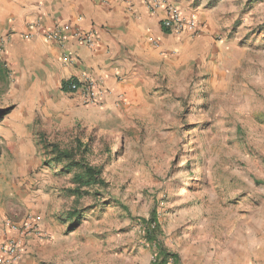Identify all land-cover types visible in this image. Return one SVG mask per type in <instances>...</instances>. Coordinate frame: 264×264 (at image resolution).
<instances>
[{
	"label": "rangeland",
	"instance_id": "374dc122",
	"mask_svg": "<svg viewBox=\"0 0 264 264\" xmlns=\"http://www.w3.org/2000/svg\"><path fill=\"white\" fill-rule=\"evenodd\" d=\"M220 5L207 53L163 63L149 110L105 129L65 119L61 99L28 87L0 16V245L16 237L10 225L35 219L38 235L16 237L22 264H151L157 245L181 264H224L231 224L253 216L264 235V0ZM44 142L88 144L105 184L74 192ZM154 209L157 245L141 222Z\"/></svg>",
	"mask_w": 264,
	"mask_h": 264
},
{
	"label": "crops",
	"instance_id": "0c3cea01",
	"mask_svg": "<svg viewBox=\"0 0 264 264\" xmlns=\"http://www.w3.org/2000/svg\"><path fill=\"white\" fill-rule=\"evenodd\" d=\"M223 1L208 5L200 0H159L160 6L153 11L150 0L109 4L98 0H0V16L7 17L6 32L11 34L6 56L20 75L28 76V87L38 95L52 92L57 102L61 99L57 104H61L62 117L105 129L109 122L149 106L150 95L160 89L163 63L207 53L216 22L224 17L219 13ZM170 7L195 16L198 33L163 30L161 22ZM57 25L69 32L90 33L94 47L71 38L65 47L47 41L43 31ZM31 26L39 30L30 31ZM71 80L93 82L97 102L87 104L80 93L63 92V83ZM230 226L233 230L222 247L223 263L264 264V235L258 219L248 216ZM6 238L8 231L0 229V243Z\"/></svg>",
	"mask_w": 264,
	"mask_h": 264
},
{
	"label": "built area",
	"instance_id": "2783aa9c",
	"mask_svg": "<svg viewBox=\"0 0 264 264\" xmlns=\"http://www.w3.org/2000/svg\"><path fill=\"white\" fill-rule=\"evenodd\" d=\"M98 1L103 4H109L114 0ZM150 1V6H152L153 11L155 8L160 6L159 0ZM161 27L163 30L170 33L187 32L195 35L199 31V24L196 17L193 15L186 16L175 7H170L168 9L167 17L161 22ZM37 30H39V27H30V31ZM43 35L47 41L58 44L61 47H65L70 38L90 48L95 45V40L90 33L82 32L80 30H73L69 32V29L60 25L43 31ZM69 82V94L80 93L87 104H95L97 102L98 93L93 82L88 81L86 83H79L73 80ZM9 228L16 235V237L17 235L23 237L26 235H33V233L37 235L39 234L35 219H29L22 226L12 224ZM16 237L0 245V264H19L21 262L23 241Z\"/></svg>",
	"mask_w": 264,
	"mask_h": 264
},
{
	"label": "trees",
	"instance_id": "16d2710c",
	"mask_svg": "<svg viewBox=\"0 0 264 264\" xmlns=\"http://www.w3.org/2000/svg\"><path fill=\"white\" fill-rule=\"evenodd\" d=\"M2 68L3 64L0 60V72H2ZM69 83L70 82L63 83V92L69 93ZM43 149L49 156L52 157L54 162L64 165L63 169L66 173H74L73 180L77 185V189H75L74 192L79 193L83 188L105 184L101 171L91 166L85 159L86 155L89 154L90 151L88 144H80L77 147V151H67L62 150L55 144L44 142ZM77 152H80V157H78ZM141 222L145 228L146 241L149 244L157 245L159 243L158 236L161 234V225L157 210L154 209L152 211L149 220L142 219ZM157 247L158 250L156 256L151 264H181L178 254L168 251L162 245H157Z\"/></svg>",
	"mask_w": 264,
	"mask_h": 264
}]
</instances>
